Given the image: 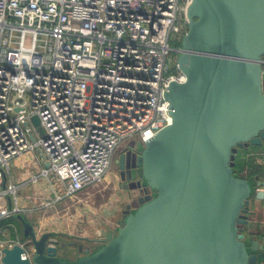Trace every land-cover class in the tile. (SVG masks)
I'll return each mask as SVG.
<instances>
[{"label":"water","instance_id":"obj_1","mask_svg":"<svg viewBox=\"0 0 264 264\" xmlns=\"http://www.w3.org/2000/svg\"><path fill=\"white\" fill-rule=\"evenodd\" d=\"M187 17L177 57L186 81L165 94L172 121L138 146L133 166L153 195H130L137 207L126 203L115 229L76 237L89 245L39 234L17 214L31 249L4 248L0 264H264L261 242L244 233L250 199L264 190L233 169L238 149L264 146V0H192ZM71 249L81 256L65 258Z\"/></svg>","mask_w":264,"mask_h":264},{"label":"built area","instance_id":"obj_2","mask_svg":"<svg viewBox=\"0 0 264 264\" xmlns=\"http://www.w3.org/2000/svg\"><path fill=\"white\" fill-rule=\"evenodd\" d=\"M191 1L0 0V198L16 201L10 165L26 154L33 181L46 178L58 202L76 198L122 143L145 147L171 123L165 94L186 81L171 41L187 33Z\"/></svg>","mask_w":264,"mask_h":264},{"label":"crops","instance_id":"obj_3","mask_svg":"<svg viewBox=\"0 0 264 264\" xmlns=\"http://www.w3.org/2000/svg\"><path fill=\"white\" fill-rule=\"evenodd\" d=\"M261 151L264 152V150ZM29 155L30 158H33L32 154ZM255 159L257 160V163L263 165L264 154L262 155L261 160L257 158ZM26 161L27 157L24 155L16 159L14 162V177L15 180H17L16 184L18 185V190L29 185L30 183L35 182L33 181V178L37 177V175H35L26 167ZM106 180L107 179L105 177L101 182L87 188L86 190L78 194L74 199L79 203H74L75 205H71L72 207L68 208V210L58 208L56 206V203H53L49 198V193L45 191L41 192V186H36L33 191L31 190L27 195L20 197V199L16 197V201L12 200L11 198L4 197L2 198V200H0V221L3 219L14 218V216H4L10 211V207H14L16 203L19 209V212L17 214H24L28 218V220L36 226V230L39 234H43L45 232H55L57 233V237L62 242H77L80 244L89 245L86 242L79 241L76 237L88 234L98 226H107L112 229H115L117 227V223L114 219L117 216L113 218V214L111 213L112 209L109 208V204L94 203L96 200L94 196L96 195L92 194V192L90 191L96 187H99L103 181L107 182V184L110 185L111 181L109 182ZM261 189L264 190V188ZM5 198H7V202ZM7 207H9V209H7ZM18 223L19 225H21L20 222ZM248 225V233L246 234V236L257 240V235H261L262 231L251 229L252 232H249L252 225V221H250V219ZM77 227H81L83 231L81 235L67 236V234L72 229H76ZM17 241L23 243L20 240V230L16 224V221L4 226L3 228H0V244H2L4 247H11ZM23 244H26V242H24ZM97 246L99 245H91L93 249ZM26 247L28 246L26 245ZM27 249L30 251L31 248L28 247ZM63 254L65 258H68L70 260H75L81 256L76 249H71L67 251V253Z\"/></svg>","mask_w":264,"mask_h":264},{"label":"rangeland","instance_id":"obj_4","mask_svg":"<svg viewBox=\"0 0 264 264\" xmlns=\"http://www.w3.org/2000/svg\"><path fill=\"white\" fill-rule=\"evenodd\" d=\"M182 39H183L182 36L173 37V39H172L173 41H171V43L173 45H176V41L177 40L182 41ZM29 43H30V40L27 39L26 44L29 45ZM173 73L180 74V71L178 69H175V67H174ZM135 143H136L135 139H129V140L125 141L124 143H122L120 145V147L116 151V153L120 150L127 149L132 144L135 145ZM116 153H115V156L113 158L110 170H109L108 174L106 175V179H107L106 181H109V182L111 181L110 185H108L107 182L103 181L99 187H96V188L93 187L94 189L90 190L92 192V194L96 195V196H94V198H96L94 203H108L109 204V206H110L109 208L112 209L111 213L113 214V218L115 216H119V214L122 210V207H124L126 205V203H130L134 209L137 207V203H135L133 201L130 202V198H131L130 195L132 196L133 193L131 191L124 190L122 188V184H121L119 176H118L117 164L115 163ZM263 154H264V152H262V151H259L257 153L256 152H250L247 154V158L249 159V161L253 160L254 162L255 161L257 162V160L255 158L261 160V157ZM25 156L27 157V161L25 162L26 167L30 171H32L35 175H39L40 167L38 165V162H37L35 156L33 154H32L33 158H30L29 154H26ZM38 156L41 158V156L39 154H38ZM14 162L15 161L11 162L10 173H11V176H12L14 182L16 183L17 180H15V177H14L15 176ZM263 165H264V162H263ZM247 172H248V170H247ZM36 186L37 187L41 186L40 187L41 192L45 191V192L49 193V195H50L49 198L52 200L53 203H56V206L60 209L68 210V208L72 207L71 205H75L74 203H79L77 200H75L74 198H71V197L65 198L62 201L58 202L56 200V195L52 191L51 184L48 182V180L46 178H43L41 176L38 177V180L36 182L30 183L29 185L17 190L16 197H18L20 199V197L27 195L28 192H30L31 190L33 191V189H35ZM0 200H2V198H0ZM5 200L7 202V198H5ZM7 209H9V207H7ZM249 212H250L249 213V219H250V221H252V225H251L249 232H252L251 229H257V230L262 231V233H263L264 232V199L258 200V199H256V195H254L251 198V202L249 205ZM15 215H17V214L12 215V217L14 216V218H15ZM18 222L19 221L17 220L16 224L20 230V240L24 243V242H26V240L23 237V228L21 227L22 225H19ZM82 232L83 231H82L81 227H77L76 229H72L67 234V236L81 235ZM260 242H261L262 250L264 251V240L261 239Z\"/></svg>","mask_w":264,"mask_h":264},{"label":"trees","instance_id":"obj_5","mask_svg":"<svg viewBox=\"0 0 264 264\" xmlns=\"http://www.w3.org/2000/svg\"><path fill=\"white\" fill-rule=\"evenodd\" d=\"M181 45V44H180ZM264 150V146H252L244 147L242 149H238L237 154L235 155L234 163V173L236 177L244 178V179H253L256 184L259 185L258 189L264 188V165L258 164L257 162L249 161L247 158V154L250 152H256ZM248 170V172H247ZM250 213V212H249ZM249 219V214H248ZM17 221L16 218L11 219H3L0 221V228ZM244 233H248V224L244 226ZM264 239V232L261 235H257V240Z\"/></svg>","mask_w":264,"mask_h":264},{"label":"flooded vegetation","instance_id":"obj_6","mask_svg":"<svg viewBox=\"0 0 264 264\" xmlns=\"http://www.w3.org/2000/svg\"><path fill=\"white\" fill-rule=\"evenodd\" d=\"M172 55H176V51H173ZM123 154H125V163L124 169L121 170L118 161ZM138 155V145H135L134 148L128 147L127 149L118 151L115 157V163L117 164L118 176L122 184V188L127 191H134L135 193L132 194V197L136 200L153 195L151 190L139 187V182L141 181V170L139 168H133L136 162V156Z\"/></svg>","mask_w":264,"mask_h":264},{"label":"bare ground","instance_id":"obj_7","mask_svg":"<svg viewBox=\"0 0 264 264\" xmlns=\"http://www.w3.org/2000/svg\"><path fill=\"white\" fill-rule=\"evenodd\" d=\"M171 120V119H170Z\"/></svg>","mask_w":264,"mask_h":264}]
</instances>
